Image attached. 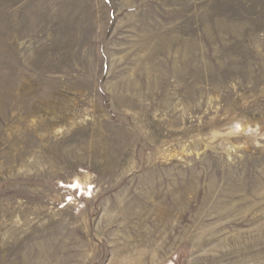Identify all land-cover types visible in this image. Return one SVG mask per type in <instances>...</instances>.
<instances>
[{
  "label": "rangeland",
  "instance_id": "obj_1",
  "mask_svg": "<svg viewBox=\"0 0 264 264\" xmlns=\"http://www.w3.org/2000/svg\"><path fill=\"white\" fill-rule=\"evenodd\" d=\"M0 264H264V0H0Z\"/></svg>",
  "mask_w": 264,
  "mask_h": 264
},
{
  "label": "bare ground",
  "instance_id": "obj_2",
  "mask_svg": "<svg viewBox=\"0 0 264 264\" xmlns=\"http://www.w3.org/2000/svg\"><path fill=\"white\" fill-rule=\"evenodd\" d=\"M164 224V223H163ZM135 228V227H134Z\"/></svg>",
  "mask_w": 264,
  "mask_h": 264
}]
</instances>
